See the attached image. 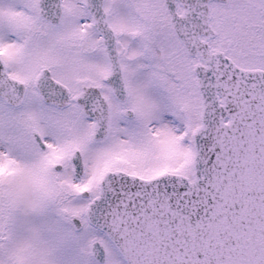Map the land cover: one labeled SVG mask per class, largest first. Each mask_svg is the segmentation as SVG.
<instances>
[{"label": "snow or ice", "instance_id": "6c2138e0", "mask_svg": "<svg viewBox=\"0 0 264 264\" xmlns=\"http://www.w3.org/2000/svg\"><path fill=\"white\" fill-rule=\"evenodd\" d=\"M0 264H264V0H0Z\"/></svg>", "mask_w": 264, "mask_h": 264}]
</instances>
